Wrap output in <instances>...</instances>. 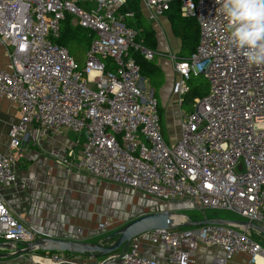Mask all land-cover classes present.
<instances>
[{
  "label": "built area",
  "instance_id": "1",
  "mask_svg": "<svg viewBox=\"0 0 264 264\" xmlns=\"http://www.w3.org/2000/svg\"><path fill=\"white\" fill-rule=\"evenodd\" d=\"M124 1L0 0V44L9 57L7 69L0 71V99L20 115L9 129V150L0 152V188L19 184L15 151L40 144L45 134L70 131L81 146L78 156L64 145L49 151L67 171L129 187L161 205L224 209L264 227V66H250L227 45V21L216 0H143L152 18L179 1L182 15L199 27L190 56L170 55L180 106V136L170 144L154 89L133 55L152 60L157 52L145 45L141 30L123 22L119 8ZM66 16L89 31L81 68L55 41ZM198 75L210 87L186 113L182 105L188 83ZM43 237L47 235L16 215L0 194V243L26 244ZM143 241L163 246L166 256L144 254ZM201 245L223 251L212 264L242 255L251 264L264 259V247L250 230L224 223L146 231L126 251L98 264H195ZM47 261L74 263L64 252L51 253Z\"/></svg>",
  "mask_w": 264,
  "mask_h": 264
},
{
  "label": "crops",
  "instance_id": "2",
  "mask_svg": "<svg viewBox=\"0 0 264 264\" xmlns=\"http://www.w3.org/2000/svg\"><path fill=\"white\" fill-rule=\"evenodd\" d=\"M133 13V16L128 17H135V12ZM140 13L154 31L157 42V63L159 66L163 64L164 69L169 73L165 92L161 90L162 87L160 89V100L162 99L161 104L164 103L167 106V112H164L167 133L165 136L172 144L179 138L180 129L179 122L174 120L172 115L175 103L171 92L175 76L172 65L166 59L173 62L171 54L180 55L177 56L178 58L188 56L181 55L182 41L176 36L167 11L163 15L152 18V10L141 0ZM8 62L6 47L0 44V71L7 69ZM147 85L151 87V83ZM163 108L166 110V107ZM19 117V111L15 106L11 105L7 99H0V152L9 150V129L19 120ZM77 139L74 133L62 131L57 134H45L40 144L24 145L13 153L16 160L14 169L18 177V186L0 188V194L11 210L24 218L29 225L40 230L42 234H46L47 237L79 240L94 245H111L118 236L111 238L110 236L134 219L166 208L175 213L176 207L185 205L183 203L158 204L151 197L129 187L97 180L86 172L67 171L64 166L49 156L51 149L62 145L70 148L78 156L81 153V146L76 143ZM101 222H107V227L101 229L99 227ZM25 247L24 243L18 244V249ZM122 251H126L125 246L114 253ZM141 251L154 258H161L167 253L163 246L146 241L142 242ZM50 254L51 252L46 251L19 254L16 250L2 247L0 248V264H47ZM64 254L74 262L73 264H98L108 256L96 253L64 252ZM222 254L221 249L201 245L196 253L195 264H212L214 257ZM244 257L246 256H236L231 261L246 264ZM247 261L251 264L249 259Z\"/></svg>",
  "mask_w": 264,
  "mask_h": 264
},
{
  "label": "trees",
  "instance_id": "3",
  "mask_svg": "<svg viewBox=\"0 0 264 264\" xmlns=\"http://www.w3.org/2000/svg\"><path fill=\"white\" fill-rule=\"evenodd\" d=\"M82 7L87 9L90 8V6L86 4H82ZM140 8L141 0H125L120 6L119 12L124 16L123 22L132 28L141 30L142 35L144 36L143 38L145 45L157 52V42L154 31L140 13ZM130 12H135V17L129 18L127 14ZM167 13L171 19L176 36L182 41L181 53H186V56L191 55L196 50L199 40V27L197 22L192 18H187L182 15L181 3L179 1L172 2ZM89 39H91L89 36V31L83 27L74 25L71 21V16H66V18L61 21L60 36L55 41L59 45L64 46L69 50L70 54L74 57L81 68L82 65L80 61L77 60L75 55V48L78 46H83L87 52L90 45V41H88ZM133 55L136 59V62L140 65L141 72L143 74L152 73L153 79L151 78L150 83L151 87L154 89L155 97L159 102L160 89L163 86V81L157 78L161 69L159 68L156 57H154L152 60H147L141 56L140 53L134 51ZM144 69L146 70V73L144 72ZM200 76L201 75L193 76L190 79L188 83L189 91L184 96L183 104L188 100L193 102L195 98L202 97L208 93V87L205 86V88H203V84L200 83ZM159 112L161 116L164 114V109L161 104H159Z\"/></svg>",
  "mask_w": 264,
  "mask_h": 264
},
{
  "label": "water",
  "instance_id": "4",
  "mask_svg": "<svg viewBox=\"0 0 264 264\" xmlns=\"http://www.w3.org/2000/svg\"><path fill=\"white\" fill-rule=\"evenodd\" d=\"M174 215H182L186 220L176 221ZM230 223L242 227L246 230L260 231L264 234V227L250 221L229 220V219H210L192 220L186 214L173 213L170 210H163L143 215L129 222L124 228L113 233L111 237L118 236V239L111 245H94L79 240H71L58 237H43L34 242L25 244L24 249H18V245L12 243L0 244V248L16 250L19 254L30 253L33 251L46 252H72L79 254L96 253L98 255L107 256L122 246L127 250L131 240L137 235L151 231L157 228H184V227H200L209 224ZM109 239V238H108Z\"/></svg>",
  "mask_w": 264,
  "mask_h": 264
},
{
  "label": "clouds",
  "instance_id": "5",
  "mask_svg": "<svg viewBox=\"0 0 264 264\" xmlns=\"http://www.w3.org/2000/svg\"><path fill=\"white\" fill-rule=\"evenodd\" d=\"M226 23V42L250 66H264V0H216Z\"/></svg>",
  "mask_w": 264,
  "mask_h": 264
},
{
  "label": "rangeland",
  "instance_id": "6",
  "mask_svg": "<svg viewBox=\"0 0 264 264\" xmlns=\"http://www.w3.org/2000/svg\"><path fill=\"white\" fill-rule=\"evenodd\" d=\"M71 21L73 23V19L72 18H71ZM88 41L91 42V39H89ZM75 52H76L75 55H76L77 60L80 61L81 65L83 67L85 65L86 57H87L86 49L83 46H78L77 48H75ZM177 56H180V55H177ZM182 56H186V53H183ZM166 60H167L168 63H170L172 65V71L174 72V76H175V78L173 80V84H174V81L177 78V75H176V73L174 71V61L172 60L173 62H171L168 58ZM171 65H170V67H171ZM159 68L161 70H160L159 75H158L157 78H159L161 81H163V84H162L163 86H162L161 90L164 91V89L166 88L167 82H168L169 73H168V71L166 69H164L163 64H160ZM145 71L146 70L144 69V72ZM143 76L146 79V83L150 84L151 78L153 79L152 73L143 74ZM199 80H200V83L203 84V88H205V86H206L209 89L210 82H209V80L206 77L201 75ZM171 97L174 98V103H175V109L173 110V113H172L173 119L177 120L179 122L180 121V118H179V114H180L179 97L173 93V90L171 92ZM161 102H162V99L159 100V104H161ZM162 104H163V107H166V110H164V112L166 113L167 112V106H165L164 103H162ZM182 110L185 111L186 113H189V112L193 111L192 101H189V100L186 101L182 105ZM161 119H162L163 134H164V136H165V134L167 136V133L165 132V118H164V114H162ZM176 210H177L176 211L177 213L186 214L189 217H191L193 220H201V219H204L205 217L206 218H210V219L244 220L239 215H237V214H235V213H233L231 211L224 210V209H206V210H202V209H199V208L189 207L187 204H185V205H181L180 207H176ZM189 228H191V227H189ZM183 229H187V228H183ZM250 233H251L252 237L264 247V234L260 233L259 231H254V230H250ZM244 258H245V263L249 264L248 261H247L248 259H246L247 257H244ZM228 264H238V263H236L235 260H234V261H229Z\"/></svg>",
  "mask_w": 264,
  "mask_h": 264
},
{
  "label": "bare ground",
  "instance_id": "7",
  "mask_svg": "<svg viewBox=\"0 0 264 264\" xmlns=\"http://www.w3.org/2000/svg\"><path fill=\"white\" fill-rule=\"evenodd\" d=\"M174 218L176 221H184L186 220V218H184L182 215H174ZM260 264H264V259L263 258H259V261H258Z\"/></svg>",
  "mask_w": 264,
  "mask_h": 264
}]
</instances>
